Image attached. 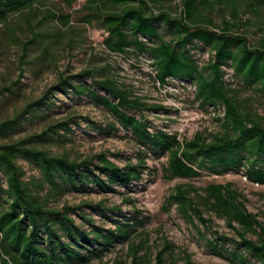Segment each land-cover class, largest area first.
I'll list each match as a JSON object with an SVG mask.
<instances>
[{
	"label": "trees",
	"instance_id": "trees-1",
	"mask_svg": "<svg viewBox=\"0 0 264 264\" xmlns=\"http://www.w3.org/2000/svg\"><path fill=\"white\" fill-rule=\"evenodd\" d=\"M51 1L0 0V28L4 26V39H0V45L4 44L6 49L19 47L21 64L27 54L38 52L32 64L42 68L53 41L48 35L34 32L35 27L30 29V39H19L10 19L26 16L29 25L35 16V6ZM77 1L66 0V3L71 6ZM176 1H179L180 10L177 15H171L164 5ZM255 6H264V0L84 2L86 16L83 22L95 21L100 25L107 34L102 44L108 52L123 57L145 55L153 63V79L158 85L165 86L172 79L184 81L193 85L202 109H223V116L219 119L220 131L210 140L197 133L192 139L180 142L175 133L151 131L150 122L143 113L165 109L150 107L140 97H134L125 85L109 74V65L68 77L60 75L57 84L40 99L27 103L11 118L0 122V138L16 130L26 118L34 119L45 108H51L53 103H49V99L55 94H71L76 98L85 97L94 107L107 111L153 156H165L163 172L168 180L196 179L204 172L221 176L242 170L248 182L264 186V108L261 113L244 109L237 101V91L224 79V68L231 69L244 86H255L256 92L264 97V32L260 40L250 46L243 31L245 21L242 15L254 13L259 16ZM215 12L221 16V23L214 22ZM67 22L68 19H64L63 23ZM194 49H207L210 60L199 66ZM22 77L23 70L16 81L0 89V98L3 97L0 109L17 97L20 90L17 85ZM67 124L49 125L38 134L0 143V176L5 185L0 187V264H90L122 242L129 243L127 256L130 264H173L166 262L164 254L169 249L168 243L151 263L150 248L145 246V241H130L133 224H139L138 221L118 222L113 229H104L78 213L87 208L109 220L106 213L111 210L101 204L50 206L55 197L67 193L83 194L89 188L100 193H117L115 187L129 188L132 183L140 181L145 168L142 159L147 154L144 152L139 154L137 165L129 164L123 168L108 160L106 154L83 160H71L66 154L52 155L43 146L64 138L57 130L69 131ZM108 129L116 131L113 125ZM19 161L33 164L39 177L26 180ZM199 191L192 186L179 185L168 198V203L174 202L181 217L192 226L197 221L209 230L212 220L206 219L205 213L225 220L233 230L232 224L237 223L241 228L236 232L237 245L243 252L217 244L221 237L214 232V238H205L210 253L230 264H248L247 257L257 264H264V213L263 221L259 220V215L249 213L245 198L233 189L232 184H212ZM262 198L264 206V194ZM72 216L86 223L89 229L77 225ZM197 232L204 237L202 231L198 229ZM249 233L256 239H249ZM143 249L145 253L141 254Z\"/></svg>",
	"mask_w": 264,
	"mask_h": 264
},
{
	"label": "rangeland",
	"instance_id": "rangeland-1",
	"mask_svg": "<svg viewBox=\"0 0 264 264\" xmlns=\"http://www.w3.org/2000/svg\"><path fill=\"white\" fill-rule=\"evenodd\" d=\"M84 2L85 0H78L69 6L66 0H53L36 5L35 16L29 25L26 24L29 19L26 16H14L10 19V25L15 29L19 39H30V29L35 27L34 32L48 35L53 43L49 56L40 69L37 67L38 64L35 63L36 66L32 64L38 52L27 54L21 64L19 47L6 49L4 44L0 45V89L16 81L23 70V77L17 85L20 89L18 95L5 108L0 109V122L11 118L27 103L40 99L49 88L57 84L60 75L68 77L84 70L97 71L109 65V74L118 83L125 85L134 97H140L150 107L165 109V111L151 110L143 113L150 122L151 131L175 133L180 142L192 139L197 133L210 140L220 131L219 119L223 116V109L212 107L202 109L200 101L195 97L193 85L172 79L167 85L160 86L153 79L155 75L153 63L147 56L142 55L137 58L133 54H128L123 57L108 52L102 44L107 34L100 25L95 21L83 22L86 16ZM164 8L171 15H177L180 10L179 1L165 4ZM254 8L258 17L254 13L242 15L245 21L243 31L249 38L250 46L255 45L264 32V6ZM64 19H68L65 24ZM213 20L216 24L222 22L217 12L213 14ZM1 27L0 39H4L2 30L4 26ZM193 53L199 66L205 65L210 60V52L207 49H194ZM29 62L31 64H25ZM224 71V79L230 88L237 91L236 98L241 106L246 110L261 113L264 108V97L256 92L255 86L252 88L244 86L240 77L231 69L224 68ZM0 100H3V97ZM49 103H53L51 108H45L34 119L26 118L16 130L1 137L0 143L23 139L40 133L49 125L68 122L69 131L57 130L60 135L65 136L64 138H58L57 142H47L43 146L52 155L66 154L71 160H83L93 155L106 154L108 160L123 168L129 164L137 165L141 152L147 154L146 158L142 159L145 168L141 180L132 183L129 188L115 187L117 193H100L92 188L83 194L67 193L51 199V207L61 208L63 205L77 207L85 203L101 204L111 210L106 213L109 220L87 208H82L78 213L104 229H113L118 222H140L137 225L133 224L134 230L130 241L135 243L145 241V246L150 248L151 263L155 255L164 251L168 243L169 249L164 252L167 263L230 264L210 253L207 248L205 238H214V232L221 237L217 244L229 250L236 248L239 252H243L237 245L239 238L236 232L241 231L237 223L232 224L235 228L233 230L227 226L225 220L205 213L204 217L212 220L209 230L197 221H194L196 227L192 226L181 217L174 202L168 203V198L174 194L175 188L179 185L192 186L199 191L208 185L229 183L245 198L247 211L259 215V220L263 221L264 186L248 182L242 170L221 176L204 172L196 179L168 180L163 172L166 157L153 156L130 132L123 130L107 111L94 107L89 99L76 98L71 94L68 96L55 94L49 99ZM132 115L139 117L136 113ZM71 119L73 122H70ZM109 125L115 126L116 131H110ZM18 165L25 172L26 180L39 177L38 170L33 164L19 161ZM4 186L0 176V187ZM126 199L129 202H126ZM199 208L203 210L202 206ZM72 218L77 225L89 229V226L77 217L72 216ZM198 229L202 231L203 238L199 236ZM247 237L256 239L251 233ZM128 245L129 243L122 242L90 264H130L127 256ZM144 253L143 249L141 254ZM247 259L248 264H257L249 257Z\"/></svg>",
	"mask_w": 264,
	"mask_h": 264
}]
</instances>
